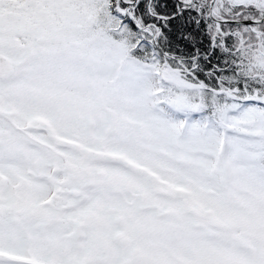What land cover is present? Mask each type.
<instances>
[{
	"label": "rangeland",
	"instance_id": "1",
	"mask_svg": "<svg viewBox=\"0 0 264 264\" xmlns=\"http://www.w3.org/2000/svg\"><path fill=\"white\" fill-rule=\"evenodd\" d=\"M131 2L0 0L25 60L0 80V264H264V0L214 7L254 22L224 25L254 94L136 45Z\"/></svg>",
	"mask_w": 264,
	"mask_h": 264
},
{
	"label": "trees",
	"instance_id": "2",
	"mask_svg": "<svg viewBox=\"0 0 264 264\" xmlns=\"http://www.w3.org/2000/svg\"><path fill=\"white\" fill-rule=\"evenodd\" d=\"M131 1L134 10L129 17L124 19L123 15H117L121 24L125 23L137 32H140L138 26H152L155 29L153 36L143 38V34H138L140 39L136 45L145 44L160 62L180 72L187 83L202 85L208 92L225 88L236 91L241 89L242 82L248 84L250 94L258 90L259 86L253 84V80H263L249 75L248 61L239 57L235 40L225 32L224 25L228 23L217 22L214 10L210 12L209 0H192L187 4H182V0ZM121 4L126 3L122 1ZM113 7L118 8L111 5V11H114ZM238 62L241 74H238ZM248 77L251 80H247Z\"/></svg>",
	"mask_w": 264,
	"mask_h": 264
},
{
	"label": "water",
	"instance_id": "3",
	"mask_svg": "<svg viewBox=\"0 0 264 264\" xmlns=\"http://www.w3.org/2000/svg\"><path fill=\"white\" fill-rule=\"evenodd\" d=\"M214 1L215 0H211L210 1V10L212 11L213 9V6H214ZM228 23L230 25H248V24H253L254 22L253 21H249V20H244V21H220V23ZM25 62L22 61V62H18V63H12L11 60L6 57L4 54H0V80H3V79H8L10 78L13 74H14V71H15V67H18V66H21L23 63ZM183 210H184V213H189V212H192L193 213V209L188 205V202H183Z\"/></svg>",
	"mask_w": 264,
	"mask_h": 264
},
{
	"label": "flooded vegetation",
	"instance_id": "4",
	"mask_svg": "<svg viewBox=\"0 0 264 264\" xmlns=\"http://www.w3.org/2000/svg\"><path fill=\"white\" fill-rule=\"evenodd\" d=\"M191 1H192V0H189L188 2L191 3ZM216 1H217V0H215L214 3H213L214 6H213V9H212V13H213V10L215 9L214 7H215V5H216V4H215ZM182 4H187V3H184L183 0H182ZM210 6H211V4H210ZM216 20H217V22H220V20H218V19H216ZM15 70H16V68H15Z\"/></svg>",
	"mask_w": 264,
	"mask_h": 264
}]
</instances>
